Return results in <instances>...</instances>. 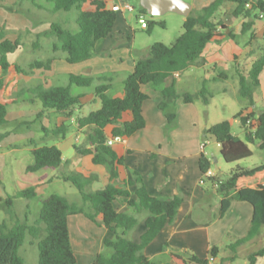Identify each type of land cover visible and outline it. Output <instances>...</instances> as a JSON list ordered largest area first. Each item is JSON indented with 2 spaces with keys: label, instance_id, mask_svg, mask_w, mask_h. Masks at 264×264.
Returning <instances> with one entry per match:
<instances>
[{
  "label": "trees",
  "instance_id": "16d2710c",
  "mask_svg": "<svg viewBox=\"0 0 264 264\" xmlns=\"http://www.w3.org/2000/svg\"><path fill=\"white\" fill-rule=\"evenodd\" d=\"M53 5L48 9L53 13L60 11L69 12L77 10L78 30L73 31L65 23L53 22L50 29L37 33L36 47H40L43 37L55 38L53 50L64 51L69 63H78L90 59L94 55L96 43L112 35L115 23L119 17L118 11L109 8L107 0H45ZM1 2V0H0ZM29 2L38 8H44L40 0H17L6 8L10 11L17 10V5ZM229 7L234 17L244 19L242 33L251 30L256 19L264 13V0H214L199 12L186 16L184 31L171 44L155 42L151 45L148 55L136 60L134 70L123 80L125 94L123 97H113L108 94L112 87L113 78L107 76L69 75L65 85L46 86L38 83L35 86L21 87L12 94L14 103L24 99L28 103L40 102L42 111L35 121H28L30 126L42 117L45 111L55 110L68 116L74 107L81 104L83 93L76 94L73 88L94 87V93L101 106L90 113L77 118L79 128H86L87 142L90 147H77L82 154H92L95 164L105 165L110 174V181L119 176L117 164L123 160L118 157L111 145L108 144L109 136L106 133L108 125H115L114 136H129L143 129L146 120L143 115V103L149 95L142 90L146 84L152 85L161 92L162 99L159 108L164 111L167 118V131L176 123V104L179 98L186 103L202 99L209 102L211 93L208 88L209 80L204 78L201 88L195 92L178 90V78L188 68L194 66L201 59L207 44L218 34H224L228 28L223 21H216L215 14L222 8ZM143 12H148L141 6ZM160 25L164 26L161 22ZM223 29V31H222ZM228 36L234 38L231 32ZM253 36V34H252ZM21 37L11 39L7 35L6 27L0 26V67L3 75L0 77V89L5 84V76L12 65L18 73L31 75L36 70H49L56 56L47 59H36L26 66L15 64L10 55L22 46ZM264 69V51L252 63L250 68L237 67L239 80L238 96L248 100V106L241 110L237 116L245 129L246 139L233 134L231 122L221 121L202 132V138L216 139L220 144L221 154L226 162H239L253 155L249 143H257L264 149V110L256 111L255 93L260 87V73ZM221 72L215 78L227 77ZM28 95V98H25ZM11 104L0 102V127L9 123L7 115ZM247 110V113L245 111ZM133 115L131 120L123 121L125 112ZM252 120V123H248ZM258 122V123H257ZM45 132L49 130L43 127ZM69 126L63 124L51 130L56 135L65 137ZM11 134L10 130L0 132V142ZM205 147V146H204ZM35 162L27 167L28 172H37L49 168L58 169L63 164V152L57 145L35 143L32 149ZM203 173L212 168V161L203 152L200 158ZM79 190L84 206L71 202L66 196L51 194L42 199L37 216L30 218L19 216L15 210L17 199L31 200L37 197L35 187L17 190L7 197H0V211L5 213V218L0 221V264H24L20 248L27 236L32 238L39 249L38 264H77V258L72 248L68 217L71 214L84 213L90 219L96 220L99 214L103 216L104 225L114 233L113 238L105 240V246L111 251L109 255L101 253L97 256L96 264H157L145 254V248L162 231L166 224L175 220L182 198H159L151 196L143 185L141 177L129 181V185L139 184L137 198H130V191L125 187H118L110 182L104 188L91 190L89 184L92 178L85 177L79 172H72L64 176ZM206 183L210 184L221 195V203L217 217H222L228 210L233 199L244 200L252 204L253 217L249 231L245 236L230 238L228 244L213 247L212 257L220 258L221 264H234L241 253L246 254L247 264H257L260 257H264V163L249 167L237 166L230 171L226 179L219 176L207 177ZM126 186V185H125ZM117 197L124 198L137 212L147 210L150 215L146 219V232L139 242L129 238V232L138 224L134 214L119 212L114 206ZM130 198V199H129ZM225 252V254H223ZM178 254V253H177ZM186 264H209L211 258H200L187 251L179 252ZM171 264V263H164Z\"/></svg>",
  "mask_w": 264,
  "mask_h": 264
},
{
  "label": "crops",
  "instance_id": "0c3cea01",
  "mask_svg": "<svg viewBox=\"0 0 264 264\" xmlns=\"http://www.w3.org/2000/svg\"><path fill=\"white\" fill-rule=\"evenodd\" d=\"M212 1L214 0H190L193 6L192 11L197 13ZM116 4L119 3L115 0H107L109 8ZM126 11L133 12L118 11L119 17L112 35L100 39L96 43L94 55L90 59L78 63H69L66 59L67 54L60 57L58 53L62 50L54 51L52 47L49 57L54 55L56 58L49 70L39 69L34 74L23 75L17 72L14 65L10 67L5 76V84L0 89V102L11 104L7 115L9 120L7 125H13L14 128H9L11 134L0 142V197L5 198L17 190L34 186L37 197L31 200H23L26 205L25 212L21 215L18 213L22 218L26 215L30 218L37 216L42 199L51 194L66 196L71 202L74 200L69 198L70 195L76 196L78 194L74 198L77 200L76 203L89 210V206L84 205L78 188L71 181L65 180V175L79 172L85 177L92 178L89 184L91 190L102 189L112 182L118 187H125L129 190L130 198L134 199L137 198L139 184L129 185L128 182L133 181L138 176L142 178L143 185L151 196L159 198L179 196L183 200L175 220L166 224L145 248L146 256L157 264L168 262L186 264L184 259L177 255L179 252L187 251L200 258H211V261L219 263V260L216 261L211 257L213 247L223 249L229 243L227 235H230L231 239L245 236L251 226L254 208L247 201L233 199L224 216L217 217L222 197L215 188L206 184L205 180L202 182L203 172L200 166V158L205 147L201 142V134L204 129L211 126L203 127L201 124L202 112L198 105L199 100L186 103L182 98H179L176 104V123L173 128L167 131L166 115L159 108L162 99L161 92L150 84L143 85L142 90L149 95V98L143 103L146 125L132 135L121 136L120 140L111 145L118 157L123 160L121 164H117L119 176L113 181H110L109 170L105 165L95 164L92 154H82L77 149V147H90L87 142V129L79 128L76 119L93 110L92 107L89 108L90 111L87 110L88 104L98 103L99 100L95 96L94 87L89 90L77 89L76 94L83 93L84 96L81 99V104L72 109L70 116L55 110H47L41 118L30 126L27 122L35 121L37 114L42 111L41 103H28L24 99L13 102L12 94L21 87L35 86L38 83H44L46 86L63 85L56 84L61 81H66L65 84H67L70 74L95 78L101 75L111 77L113 84L108 94L113 97H123L125 94L123 80L134 70L137 59L129 55L124 58L123 53L122 55L119 53L121 58L117 62L123 63L122 65L113 66L107 62H110V59L115 62L116 56L118 57L115 55L117 50L113 48L117 45L114 38L116 35L124 38L122 29ZM130 18H132V14H130ZM235 18L237 17L233 16V19ZM243 21L242 18L236 27L234 25L229 26L224 21L228 27L225 30L226 35L218 34L215 36L207 44L201 59L193 67L215 66L217 68L218 66H226L230 67L236 74L237 67L246 66L250 68L254 60L264 51V45L262 46L258 42V40L264 39V13L260 19H256L249 31L253 34V39L255 38L258 45L253 42L254 40L246 38L241 47L238 44L239 41L228 36L231 32L240 35ZM117 40L119 41V39ZM22 43L24 44L23 41ZM59 62L61 65H58ZM243 63L245 64L243 65ZM226 73L228 76L224 78L228 80L231 78V73ZM2 75L3 71L0 67V77ZM195 78V82L199 85L203 78L198 76ZM192 81L194 80L192 79ZM260 83V87L256 91L260 92L264 103V69L260 73ZM193 87L194 84H190L184 73L179 76V92L198 90V86ZM238 91L239 89L235 90L236 96H238ZM25 98H28V95ZM255 100L257 101V96ZM252 109L249 108L248 111ZM132 117V113L127 111L123 115V121L131 120ZM67 121L73 123L72 130L79 142H81L82 137L84 142L80 145L73 144L74 152L70 156H65L62 148L58 146L63 152V164L58 169L45 168L37 172H28L27 167L35 162L32 151L35 143L43 145L52 137H61L51 130L63 124L67 125ZM114 126L108 125L106 128L108 140L114 137L112 134ZM43 127L49 131L45 132ZM70 130L69 127L67 134ZM67 134L62 138H67ZM13 137L15 139L10 141ZM217 170L219 172V168ZM114 206L119 212L137 216L138 224L129 232L128 236L133 241L139 242L146 232V219L150 213L147 210L137 212L122 197L115 199ZM34 209L35 212H31ZM68 225L77 264H96L99 254L109 255L111 253L105 246V240L113 238L114 233L104 225L102 214H99L96 220L90 219L84 213L71 214L68 217ZM257 264H264V257H260Z\"/></svg>",
  "mask_w": 264,
  "mask_h": 264
},
{
  "label": "rangeland",
  "instance_id": "374dc122",
  "mask_svg": "<svg viewBox=\"0 0 264 264\" xmlns=\"http://www.w3.org/2000/svg\"><path fill=\"white\" fill-rule=\"evenodd\" d=\"M17 0H1L0 2V26H5L7 35L14 39L16 37H21L24 44L14 53L10 55V59L12 62L20 64V65H28L36 59H47L49 54L51 53L53 42L56 40L55 38L43 37L40 41V47L35 46V42L37 41V33L48 30L51 27L53 22L65 23V25L73 31L78 30V24L76 22L78 13L76 9H73L69 12L60 11L57 13L51 12L50 8L53 5L48 4L45 0H40V4L43 5L44 8H38L36 6L31 5L29 2H24L23 4L17 5V10L10 11L6 8L7 5H12ZM120 5L124 3H129L134 7L133 12H125L124 14V26L122 36L116 35L115 42L117 45L113 47L115 50V55L119 53L124 58H127L128 55L135 58H143L148 55L149 48L155 42H163L165 44H171L174 40L184 31L183 23L185 16L178 14L176 12H167L163 15H152L148 12H143L141 10L140 0H115ZM190 2V0H186ZM191 3V2H190ZM195 14V11H192ZM199 12V11H198ZM122 14V12H121ZM130 14H132V18H130ZM142 16L147 22L148 27H142L141 22L139 21V17ZM214 19L218 21H226L227 24L234 25V27L238 26L239 22L242 20L241 17L233 19V15L229 11V7L222 8L219 12L215 14ZM260 19V18H258ZM163 22L164 26L160 25ZM241 32V31H240ZM247 34V35H245ZM249 38L254 40L256 45L257 41L251 33H240L236 34L234 39L239 41V45L242 47L244 44V40ZM119 39V41L117 40ZM260 45H264V39L259 41ZM51 48V49H50ZM66 53L64 51H60L58 55L63 57ZM125 54V55H124ZM121 57L116 56V61L110 59V62L107 64H112L113 66H119L123 63L117 62ZM245 63H243L244 65ZM58 65H61L60 62ZM221 72H230L231 78L226 80L225 78H215ZM230 67H221L218 66H208V67H193L188 68L184 75L190 81V84H194L198 86V89L201 88L202 81L204 78L209 80L208 88L211 93L209 96V102L205 103L201 98L198 99V105L201 109V124L202 126H212L221 121L228 120L231 122V131L236 136L245 140V129L241 123V118L238 113L241 110H245L248 106L247 99H241L239 96L235 95V90L239 88V80L238 75L234 73ZM195 76L202 77L203 79L198 83L195 82ZM192 79L194 81H192ZM192 81V82H191ZM66 81H61L56 84H65ZM192 86V85H190ZM193 87V88H194ZM77 87L73 88V92H77ZM90 88H82V90H89ZM255 95L257 96V101L255 107L256 111H260L264 109L263 99L261 98L260 92L256 91ZM255 96V99H256ZM101 106L100 101L97 104H88L87 110L97 109ZM247 113V110L245 111ZM77 120V119H76ZM78 123V122H77ZM67 125L70 127V132L67 134V138L61 137H52L48 139L44 144L48 145H57L62 148L65 156H70L74 152L73 144H82L83 137L81 142L77 139V136L73 133L72 125L70 121H67ZM9 128H14L12 125H4L0 127V132H4L9 130ZM201 134V142L204 144L205 148L203 152L205 155L212 161V169L215 170L216 175L219 176L220 179H226L231 170L236 168L238 165L243 167L252 168L254 166L260 165L264 163V149L260 148L257 143H249V146L253 150V155L249 158L243 159L239 162H226L221 154V147L218 145L217 141L210 137L207 140L202 138ZM9 139V138H8ZM15 139V137L11 138L10 141ZM1 160V159H0ZM217 160V162H215ZM216 165L219 168V172L216 169ZM48 169V168H47ZM205 181L207 178L204 179ZM208 184V183H206ZM78 195V194H77ZM77 195H70V199H73L76 203L75 197ZM24 199H17L15 202V210L21 215L25 212V202ZM31 212H35V209ZM5 218V213L0 211V221ZM34 216H32V220ZM20 253L24 258V264H38L39 258V249L36 243H32V238L27 236L24 244L20 248ZM225 254V252H223ZM246 254L241 253V257L237 259L234 264H247ZM219 264H221L219 262Z\"/></svg>",
  "mask_w": 264,
  "mask_h": 264
},
{
  "label": "water",
  "instance_id": "95a60500",
  "mask_svg": "<svg viewBox=\"0 0 264 264\" xmlns=\"http://www.w3.org/2000/svg\"><path fill=\"white\" fill-rule=\"evenodd\" d=\"M140 4L152 15H163L167 12H176L188 16L193 8L192 4L186 0H140ZM216 169H218L217 165ZM213 259H216V261L219 260L218 258Z\"/></svg>",
  "mask_w": 264,
  "mask_h": 264
},
{
  "label": "built area",
  "instance_id": "2783aa9c",
  "mask_svg": "<svg viewBox=\"0 0 264 264\" xmlns=\"http://www.w3.org/2000/svg\"><path fill=\"white\" fill-rule=\"evenodd\" d=\"M112 8H113L114 10H116V11H120V10L133 11V10H134V7H133L131 4H129V3H124V4H122V5H120V4H116V5H114ZM139 21L141 22L142 27H144V28L148 27L147 22L145 21V19H144L142 16L139 17ZM252 122H253L252 120H249V121H248L249 124L252 123ZM120 139H121V136H114L112 139L108 140V144H109V145H112L115 141H118V140H120ZM219 145H220V144H219ZM203 146H204V144H203ZM215 175H216L215 170L212 169V168H210V169L207 170L205 173H203V179H202V182L204 181L205 178H207V177H211V176H215ZM210 264H219V263H217V262H215V261H211Z\"/></svg>",
  "mask_w": 264,
  "mask_h": 264
}]
</instances>
